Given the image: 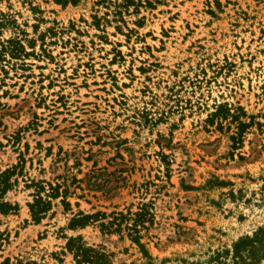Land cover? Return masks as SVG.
<instances>
[{
	"label": "rangeland",
	"instance_id": "obj_1",
	"mask_svg": "<svg viewBox=\"0 0 264 264\" xmlns=\"http://www.w3.org/2000/svg\"><path fill=\"white\" fill-rule=\"evenodd\" d=\"M122 2L0 0V264H75L77 235L111 264H208L264 229V0ZM27 177L67 205L35 223ZM141 207L145 253L68 227Z\"/></svg>",
	"mask_w": 264,
	"mask_h": 264
},
{
	"label": "trees",
	"instance_id": "obj_2",
	"mask_svg": "<svg viewBox=\"0 0 264 264\" xmlns=\"http://www.w3.org/2000/svg\"><path fill=\"white\" fill-rule=\"evenodd\" d=\"M57 3L65 5L68 3L76 4L78 0H55ZM133 0H123L121 4L116 5L114 14H121L120 8H127L132 5ZM135 5V4H134ZM18 165H13L0 172V212L8 213L11 210H16L18 204L11 205L8 202H3L2 196L6 193L8 188L17 183L10 182L11 176L16 173ZM22 167L17 173L21 175ZM26 189H32L30 195L33 197L32 202L27 203L32 220L38 223L46 213L52 208V200L63 197L62 203H65L64 198L67 194L64 188L60 192V185L54 186L50 182L43 180L34 181L33 179L26 178ZM47 185V189L44 186ZM62 193V194H61ZM67 205V203H65ZM97 223L101 233L120 232L126 230V235L135 242L140 249L145 253L142 243L139 242L140 228L146 229V223L152 224L151 214L147 209L141 207L139 211L130 213H123L120 211L112 210L109 213L102 211H95L93 213L85 214L83 211L75 213L69 223L70 229L82 228L86 225ZM67 252L72 255L75 264H111V253L103 251L102 247L87 246L85 241L80 235L75 237L70 236L67 238L65 244ZM264 258V229L258 228L251 236H245L238 239L232 246V250L215 251L208 259V264H258Z\"/></svg>",
	"mask_w": 264,
	"mask_h": 264
}]
</instances>
